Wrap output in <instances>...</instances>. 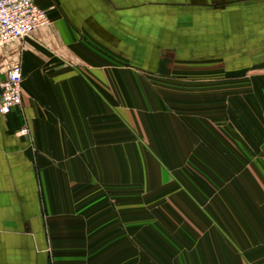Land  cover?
<instances>
[{
	"label": "rangeland",
	"instance_id": "374dc122",
	"mask_svg": "<svg viewBox=\"0 0 264 264\" xmlns=\"http://www.w3.org/2000/svg\"><path fill=\"white\" fill-rule=\"evenodd\" d=\"M124 79L123 112L92 121L106 150L62 170L83 228L59 264H264V57Z\"/></svg>",
	"mask_w": 264,
	"mask_h": 264
},
{
	"label": "crops",
	"instance_id": "0c3cea01",
	"mask_svg": "<svg viewBox=\"0 0 264 264\" xmlns=\"http://www.w3.org/2000/svg\"><path fill=\"white\" fill-rule=\"evenodd\" d=\"M35 1L49 24L0 45V81L14 61L24 76L22 104L0 112V264H59L74 245L83 225L62 170L75 177L76 152L106 150L92 121L123 112L125 71L264 57V0Z\"/></svg>",
	"mask_w": 264,
	"mask_h": 264
},
{
	"label": "built area",
	"instance_id": "2783aa9c",
	"mask_svg": "<svg viewBox=\"0 0 264 264\" xmlns=\"http://www.w3.org/2000/svg\"><path fill=\"white\" fill-rule=\"evenodd\" d=\"M47 11L35 0H0V45L23 38L38 28L48 25ZM23 68L20 61H14L0 81V112L6 114L22 104ZM21 133L28 134L24 125Z\"/></svg>",
	"mask_w": 264,
	"mask_h": 264
}]
</instances>
